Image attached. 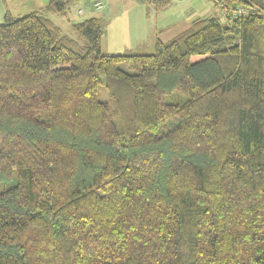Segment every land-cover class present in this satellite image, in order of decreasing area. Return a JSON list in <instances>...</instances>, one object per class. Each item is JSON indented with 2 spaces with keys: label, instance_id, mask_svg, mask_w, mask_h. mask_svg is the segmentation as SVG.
<instances>
[{
  "label": "trees",
  "instance_id": "trees-1",
  "mask_svg": "<svg viewBox=\"0 0 264 264\" xmlns=\"http://www.w3.org/2000/svg\"><path fill=\"white\" fill-rule=\"evenodd\" d=\"M77 1L0 22V264H264V0L116 54Z\"/></svg>",
  "mask_w": 264,
  "mask_h": 264
},
{
  "label": "rangeland",
  "instance_id": "rangeland-1",
  "mask_svg": "<svg viewBox=\"0 0 264 264\" xmlns=\"http://www.w3.org/2000/svg\"><path fill=\"white\" fill-rule=\"evenodd\" d=\"M97 0H79L74 5L71 6L70 11L67 17L58 16L56 14H51L50 18L62 28L64 34L72 36L71 30V22H81L90 17H101L108 18V20L113 16V14L122 9L120 13L124 11V9H130L135 4V0H101L103 3V7L101 9H97L94 4ZM138 3V2H137ZM48 4V0H6V4L4 0H0V22L4 21V15L9 10L13 17L19 18L25 16L33 11L40 10L42 7H45ZM145 6V5H144ZM146 7V6H145ZM82 9L84 11L83 14H78V9ZM148 20L151 22L152 26L156 27L157 19L156 14L158 13L153 6L147 8ZM175 11H182L183 19L177 23L176 26L171 29H166L164 31H156L155 37L162 38L163 40L172 39L174 36L184 31L189 25L192 19L197 17H205L212 14H216L219 17L223 18V12L220 8L216 7L214 4V0H171V5L167 7L161 15V19L167 18L171 13ZM103 22L104 34L106 29V24ZM155 42V38H154ZM154 46V43H153ZM154 49V48H153ZM105 51V50H104ZM144 51V50H142ZM153 51V50H152ZM150 49H146L145 52H152ZM154 52V51H153ZM121 68L127 70V66L125 63H122ZM104 85L99 87V98L101 100H107V92L104 89L106 84V77L103 78Z\"/></svg>",
  "mask_w": 264,
  "mask_h": 264
},
{
  "label": "crops",
  "instance_id": "crops-1",
  "mask_svg": "<svg viewBox=\"0 0 264 264\" xmlns=\"http://www.w3.org/2000/svg\"><path fill=\"white\" fill-rule=\"evenodd\" d=\"M130 9L117 10L113 16L102 18L106 24V31L103 40V51L107 54H116L127 49L132 50H153V43L156 31H164L176 26L183 19L182 11H175L167 18L161 19L162 12L156 14V27L152 26L151 18L147 17L146 7L135 1ZM1 9V7H0ZM101 18V17H100ZM161 40H163L161 38ZM165 41V40H163ZM167 41V40H166Z\"/></svg>",
  "mask_w": 264,
  "mask_h": 264
},
{
  "label": "built area",
  "instance_id": "built-area-1",
  "mask_svg": "<svg viewBox=\"0 0 264 264\" xmlns=\"http://www.w3.org/2000/svg\"><path fill=\"white\" fill-rule=\"evenodd\" d=\"M94 6L97 8V9H101L103 7V3L101 0H97L94 4Z\"/></svg>",
  "mask_w": 264,
  "mask_h": 264
}]
</instances>
